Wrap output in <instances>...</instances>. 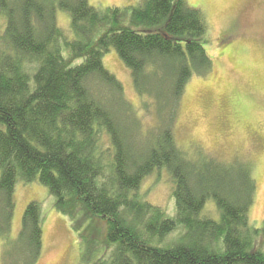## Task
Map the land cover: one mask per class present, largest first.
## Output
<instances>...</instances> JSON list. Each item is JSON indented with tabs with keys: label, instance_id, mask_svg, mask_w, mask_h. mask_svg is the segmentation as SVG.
<instances>
[{
	"label": "trees",
	"instance_id": "obj_1",
	"mask_svg": "<svg viewBox=\"0 0 264 264\" xmlns=\"http://www.w3.org/2000/svg\"><path fill=\"white\" fill-rule=\"evenodd\" d=\"M57 10L68 13L67 27L57 24ZM207 30L187 0L104 8L0 0L2 264H35L41 254L40 202L25 206L10 237L18 177L48 188L89 264H264V219H248L252 162L190 154L174 138L185 86L211 68ZM111 47L131 71L138 109L103 65ZM142 113L153 116L152 127ZM159 168L172 183V216L137 192ZM208 200L218 220L204 212ZM176 228L175 244H155ZM91 247L103 254L91 260Z\"/></svg>",
	"mask_w": 264,
	"mask_h": 264
},
{
	"label": "rangeland",
	"instance_id": "obj_2",
	"mask_svg": "<svg viewBox=\"0 0 264 264\" xmlns=\"http://www.w3.org/2000/svg\"><path fill=\"white\" fill-rule=\"evenodd\" d=\"M140 1L88 0L97 8L136 5ZM187 2L205 15L208 30L203 44L211 59V68L205 74L192 75L184 88L174 129L175 142L190 154L198 155L200 150L223 161L252 162L255 189L248 219L252 225L260 226L264 219V0ZM56 19L62 28L69 25L66 11L57 10ZM160 29L155 27L151 31ZM102 62L121 82L125 98L138 109L140 98L135 92L131 71L112 47L104 53ZM141 120L146 128L155 123L149 113H142ZM169 178L166 168L155 169L141 181L137 192L142 200L172 216ZM33 200L40 202L43 213L42 248L35 264H89L83 261L84 248L70 220L55 209L54 197L48 188L36 181L25 182L20 177L16 180L10 237L15 239L18 235L24 208ZM203 210L209 211L206 214L211 218L219 219L212 200L206 202ZM180 233V228H176L155 244H175ZM1 253L0 240V264ZM102 254V249L91 247L89 258L94 260Z\"/></svg>",
	"mask_w": 264,
	"mask_h": 264
}]
</instances>
